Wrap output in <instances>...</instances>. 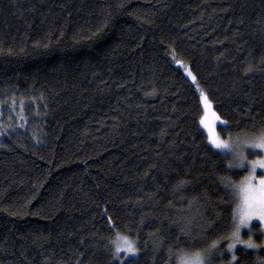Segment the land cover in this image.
<instances>
[{"label":"trees","instance_id":"16d2710c","mask_svg":"<svg viewBox=\"0 0 264 264\" xmlns=\"http://www.w3.org/2000/svg\"><path fill=\"white\" fill-rule=\"evenodd\" d=\"M201 92L229 134L264 130V0H0V264H132L118 235L136 264L224 252L218 177L247 169L209 147Z\"/></svg>","mask_w":264,"mask_h":264},{"label":"clouds","instance_id":"9594fccd","mask_svg":"<svg viewBox=\"0 0 264 264\" xmlns=\"http://www.w3.org/2000/svg\"><path fill=\"white\" fill-rule=\"evenodd\" d=\"M224 129V131H219L220 146L209 145V147L224 162L230 173L247 166L246 173L238 177L229 176L223 179L218 177L222 189L229 194L231 199L232 229H239L241 238L248 240V243H239L237 246H243L245 253L248 251L253 253L252 264H264V254L260 251L264 249V243L256 239L251 227L253 220L258 218L251 221L248 219L251 210L264 209V186L260 185V175H257V170L264 168L259 165L254 166L248 152L249 149L261 150L257 148L258 145L264 146V130L251 134H229L225 126ZM187 226H191V221ZM244 229L250 230L247 238L242 235ZM181 264H208V250H191L183 256Z\"/></svg>","mask_w":264,"mask_h":264},{"label":"snow or ice","instance_id":"6c2138e0","mask_svg":"<svg viewBox=\"0 0 264 264\" xmlns=\"http://www.w3.org/2000/svg\"><path fill=\"white\" fill-rule=\"evenodd\" d=\"M111 14L109 13V16ZM173 60L175 61V57H173ZM188 77H191L193 83L196 82V77L193 75L191 71H187ZM201 98L205 101V105L207 107L208 105V97L205 93L201 92ZM216 123L217 125H224L225 128H229L230 125L227 121L223 120L219 116L216 117ZM200 124L204 127V129L207 131V142L209 145H215L217 147L220 146L221 141L219 138V131L216 129H213L210 127L204 119L200 120ZM3 132H0V135H3ZM39 143V141H37ZM0 147H3V145H0ZM257 148L261 149L260 152L264 153V146L258 145ZM259 157H264V155H256ZM251 163L256 166L259 165L261 168H264V159H258L251 161ZM223 179V178H221ZM259 183L261 186H264V175L259 176ZM180 187H183L181 185ZM254 218H258L261 222L260 229H264V209L261 210H251L248 219L251 221ZM109 221H111V218H108ZM260 233H264V230H261ZM185 235L191 238V232L190 230L188 232H185ZM229 240L227 249L224 250V252H230L231 253V261L232 264H241L240 259L238 258L240 255H245L244 253L237 254L236 248L237 244L239 243H248V240L242 239L240 236L239 229L232 230L230 237L227 238ZM114 244V250L111 251V255L115 261H119L121 255L126 256L127 260L131 261L132 264H136L135 260L133 258L137 257L139 254L137 245L135 242L131 241L125 236H119L116 241L113 242ZM208 250V264H211V261L213 259L219 258L220 256L224 255V252H221L220 249L217 248V245L214 243L211 245V247Z\"/></svg>","mask_w":264,"mask_h":264},{"label":"rangeland","instance_id":"374dc122","mask_svg":"<svg viewBox=\"0 0 264 264\" xmlns=\"http://www.w3.org/2000/svg\"><path fill=\"white\" fill-rule=\"evenodd\" d=\"M185 71V74L187 75V71H189V69L187 70H184ZM188 76V75H187ZM191 79V77H189ZM192 80V79H191ZM202 103H203V108H204V116L202 119H204L206 121V123L212 127L213 129H216L218 130V125L216 123V117L218 116L216 114V112L214 111V108L212 106V104L209 102L208 100V105L206 107L205 105V101L202 99ZM204 128V127H203ZM207 132V131H206ZM208 134V133H207ZM249 152V156L250 158H252V161L254 160H258V159H264V157H259V156H256V155H264V153H261L260 150H253V149H249L248 150ZM247 169V166L245 167ZM257 175H264V169H258L257 170ZM256 223H259L261 225V222L260 220L256 219V220H253L252 222V225L251 227H253L254 224ZM244 232H247L248 235L244 236ZM242 235L244 236V238H247L249 235H250V230L249 229H244L243 232H242ZM263 243H264V240H263ZM238 247H243V246H240L238 245ZM126 257V256H125Z\"/></svg>","mask_w":264,"mask_h":264}]
</instances>
